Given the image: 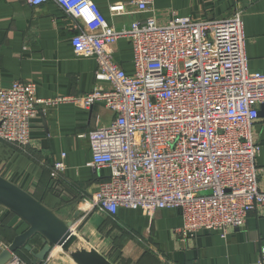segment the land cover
<instances>
[{
    "label": "built area",
    "instance_id": "obj_1",
    "mask_svg": "<svg viewBox=\"0 0 264 264\" xmlns=\"http://www.w3.org/2000/svg\"><path fill=\"white\" fill-rule=\"evenodd\" d=\"M23 1L32 8L54 3L72 21L74 54L93 59L95 81L108 86L54 100L37 99L34 82L0 89V141L27 147L41 103L73 101L86 109L101 103L114 118L86 135L88 166L109 175L85 200L89 210H141L151 218L172 209L182 219L176 230L181 239L200 231L224 237L230 228L242 229L251 213H264L256 167L260 146L253 140L264 74L248 69L238 14L201 22L172 15L163 25L150 17L115 30L91 0ZM153 1L122 0L109 9L113 16L128 8L148 13ZM119 39L132 47L131 75L113 60ZM64 169L55 162L50 176ZM7 247L0 242V251ZM260 256L264 264V249ZM6 264L33 263L12 254Z\"/></svg>",
    "mask_w": 264,
    "mask_h": 264
},
{
    "label": "crops",
    "instance_id": "obj_2",
    "mask_svg": "<svg viewBox=\"0 0 264 264\" xmlns=\"http://www.w3.org/2000/svg\"><path fill=\"white\" fill-rule=\"evenodd\" d=\"M91 1L115 30L128 29L133 22L150 17L163 25L172 15L201 22L238 14L248 69L264 74V0H154L153 12L135 13L128 8L130 13L118 16L109 7L122 0ZM71 25L54 3L32 8L23 0H0V89H9L15 82H34L37 99L54 100L80 98L97 85L107 88L94 79L95 61L74 54ZM112 56L126 74L133 73V51L127 39L112 46ZM263 104L258 109L262 113ZM113 118L101 103L89 109L73 101L39 104L27 147L0 141V175L60 217L74 218L75 248L93 249L111 264H261V211L251 213L242 229H228L224 237L219 231H200L192 239H181L176 230L182 219L172 209L158 211L151 218L141 210L119 208L115 215L89 210L85 200H90L109 171L88 166L91 154L86 135L109 125ZM253 140L260 146L257 182L264 191V116H258ZM58 161L65 169L52 178L51 168ZM26 229L23 221L0 206L1 243L9 245ZM30 245L34 253L42 248L38 236ZM43 264L75 263L55 247Z\"/></svg>",
    "mask_w": 264,
    "mask_h": 264
},
{
    "label": "water",
    "instance_id": "obj_3",
    "mask_svg": "<svg viewBox=\"0 0 264 264\" xmlns=\"http://www.w3.org/2000/svg\"><path fill=\"white\" fill-rule=\"evenodd\" d=\"M264 108V104L261 109ZM258 116H264L261 111ZM0 206L23 221L27 229L14 237L6 249L0 251V264H6L12 254L25 251L33 264L42 263L51 250L58 247L75 264H111L95 250L75 248L77 236L73 231L74 218L60 217L40 200L0 175ZM74 216H77L75 214ZM39 237L42 248L34 253L30 242Z\"/></svg>",
    "mask_w": 264,
    "mask_h": 264
},
{
    "label": "trees",
    "instance_id": "obj_4",
    "mask_svg": "<svg viewBox=\"0 0 264 264\" xmlns=\"http://www.w3.org/2000/svg\"><path fill=\"white\" fill-rule=\"evenodd\" d=\"M23 253H27V252H25V251L22 252V251H21V252H17L16 254H17L21 259L30 262L29 259H26V258L23 256ZM27 254H28V253H27Z\"/></svg>",
    "mask_w": 264,
    "mask_h": 264
},
{
    "label": "rangeland",
    "instance_id": "obj_5",
    "mask_svg": "<svg viewBox=\"0 0 264 264\" xmlns=\"http://www.w3.org/2000/svg\"><path fill=\"white\" fill-rule=\"evenodd\" d=\"M8 245L6 244V247H7ZM23 252V251H22ZM16 254V253H15ZM18 256V255H17ZM23 256L26 258V259H30V256H28V254H26V253H23Z\"/></svg>",
    "mask_w": 264,
    "mask_h": 264
}]
</instances>
